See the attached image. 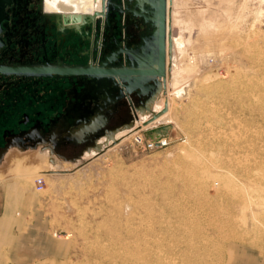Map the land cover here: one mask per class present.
<instances>
[{
    "label": "rangeland",
    "instance_id": "obj_1",
    "mask_svg": "<svg viewBox=\"0 0 264 264\" xmlns=\"http://www.w3.org/2000/svg\"><path fill=\"white\" fill-rule=\"evenodd\" d=\"M170 21L188 90L155 98L166 146L130 135L74 161L0 157V184L37 191L45 178L38 192L78 264H226L232 242L264 253V0H175Z\"/></svg>",
    "mask_w": 264,
    "mask_h": 264
},
{
    "label": "flooded vegetation",
    "instance_id": "obj_2",
    "mask_svg": "<svg viewBox=\"0 0 264 264\" xmlns=\"http://www.w3.org/2000/svg\"><path fill=\"white\" fill-rule=\"evenodd\" d=\"M135 2L107 0L105 10L99 8L100 21L94 27L83 21L76 31L74 14H93L92 0H5L0 7V151L43 149L52 158L74 161L95 141L99 144L105 131L137 118L117 77L95 82L58 72L86 65L121 68L123 52L152 29L150 21L138 17ZM169 13L167 0L168 38ZM161 81L164 89L166 77ZM131 95L137 105L140 97ZM93 116L105 123L77 136Z\"/></svg>",
    "mask_w": 264,
    "mask_h": 264
},
{
    "label": "crops",
    "instance_id": "obj_3",
    "mask_svg": "<svg viewBox=\"0 0 264 264\" xmlns=\"http://www.w3.org/2000/svg\"><path fill=\"white\" fill-rule=\"evenodd\" d=\"M49 201L16 180L0 184V264H78L76 242L55 228ZM226 264H264V253L232 242Z\"/></svg>",
    "mask_w": 264,
    "mask_h": 264
},
{
    "label": "water",
    "instance_id": "obj_4",
    "mask_svg": "<svg viewBox=\"0 0 264 264\" xmlns=\"http://www.w3.org/2000/svg\"><path fill=\"white\" fill-rule=\"evenodd\" d=\"M107 0H102V9L105 10ZM132 1V0H129ZM134 6L140 8L138 17L144 18L146 22L150 21L152 27L149 34L140 33V41L135 44L132 49H127L123 52V63L121 68L112 69L111 66L102 70L96 66H77L76 69L58 70L60 73H67L77 77H85L98 82L103 76L109 75V78L117 77L120 81L122 95L137 94L140 99L136 108H140L159 90L161 78L166 76V0H135ZM5 0H0V7L3 6ZM96 10L93 14H74V17L79 20L75 22L73 28L78 31L84 23H89L92 27L101 19L104 12ZM171 47V43H170ZM99 118L93 116V120L87 128L80 130L77 136H83L85 132H95L100 125L105 123L104 120L99 121ZM131 119L124 122L130 123ZM101 123V124H100ZM121 125L109 129L108 131L117 130ZM169 130L167 125H161L151 130H146L147 137L161 138L166 136ZM105 131V134H108ZM95 145V144H94ZM6 148L0 151V155H4Z\"/></svg>",
    "mask_w": 264,
    "mask_h": 264
},
{
    "label": "bare ground",
    "instance_id": "obj_5",
    "mask_svg": "<svg viewBox=\"0 0 264 264\" xmlns=\"http://www.w3.org/2000/svg\"><path fill=\"white\" fill-rule=\"evenodd\" d=\"M92 1H93V5L95 7L94 12L96 10H100L99 8L102 9V7H103L102 6V2H101V7H100V5L98 3L99 0H92ZM174 1L175 0H170V13H169V18L170 19H171V14H172L173 7H174ZM51 3H52V1H49V4H51ZM80 9L81 8L78 7V10H80ZM57 10H61V9L57 8ZM171 28H172V24H171V21H170L169 22V28H168L169 29V31H168L169 38H168L167 37V0H166V46H167V38H168L169 46H168V57H167L166 76H165L166 77L165 88L164 89L162 88L163 82L161 81V79H165V78L159 79L160 80L159 90L155 93V95H153L152 99H150L147 103H145L140 108H136V100L133 97H131L132 95L126 93L125 98L127 96V99L126 100L128 101V99H129V100H131L130 102H133V111H134L135 115L137 114V118H135V120L133 121L134 118L131 117V118L128 119V120H130V119L132 120V121H130V123H125L124 125H121L117 130H114L112 132L111 131H108L107 132L108 134L103 135L105 137L102 138L101 140H99V144H98V142L95 141V145H92V146L88 147V149H87L88 151L91 148H96L97 150L98 149H106V148H108L110 146L119 144L123 140L127 139L128 137H130V135L131 136L132 135L133 136L139 135L140 131H142L144 129V127H147V128L148 127H152L151 129H153V126L154 127H158V126H161V125H167V126L170 125V123H168V122H171V121H168L167 120V113L165 114L163 112V111H165L163 109V106H162L163 99H160V98L154 99V98L156 97V95L158 94V92L160 90L167 89V92H166L167 93V96L166 97H171V98H172V96H175V97L176 96L177 97L178 96H181L182 92H184V91L186 92V90H188L187 88L182 89V87L180 86L181 85L180 83H182V82L179 83L178 80H177L178 79V76H179L178 75L179 74V72H178L179 67H178V62L176 60L177 59V53H176V50H174V48H173V38H172ZM170 43H171V47H170ZM179 43H180V41H179ZM127 104H128V102H127ZM150 104H151V107H149ZM164 104H165V102H164ZM146 110H148V111H146ZM155 112H157V114H154ZM150 116H154V118H151ZM128 120H126V121H128ZM133 125H135V127H132ZM130 127H132V128H130ZM116 132H118V133H116ZM114 133H116V134H114ZM164 140L165 139H163L162 141H164ZM7 150L8 149H6V152H7ZM94 153H96V152L90 153V156H91V154L94 155ZM42 158H39V161L40 162L43 160ZM33 164H34V162H33Z\"/></svg>",
    "mask_w": 264,
    "mask_h": 264
},
{
    "label": "built area",
    "instance_id": "obj_6",
    "mask_svg": "<svg viewBox=\"0 0 264 264\" xmlns=\"http://www.w3.org/2000/svg\"><path fill=\"white\" fill-rule=\"evenodd\" d=\"M127 99V96H126ZM130 105V104H129ZM132 107V105H130V108ZM144 135L139 134L137 136H134L135 138L139 139L140 141H144V139L146 140V142L148 143L149 146L151 147H164L167 145V141H162L161 139H158V141L156 142H152L150 140H148V137H143ZM163 139V138H162ZM162 141V142H161ZM36 182V187H37V191H42L44 189V185H45V178L43 176H40L38 178H36L35 180Z\"/></svg>",
    "mask_w": 264,
    "mask_h": 264
}]
</instances>
